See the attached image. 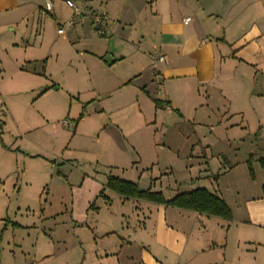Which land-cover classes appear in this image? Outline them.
Instances as JSON below:
<instances>
[{
	"label": "rangeland",
	"instance_id": "1",
	"mask_svg": "<svg viewBox=\"0 0 264 264\" xmlns=\"http://www.w3.org/2000/svg\"><path fill=\"white\" fill-rule=\"evenodd\" d=\"M29 1L44 6L43 0ZM73 1L81 17L90 16L84 14L89 7L105 4V0ZM39 8V14L27 12L28 19L14 30L15 25L0 28V264H115L101 255L112 244L99 237L107 226L119 229L107 223L112 217L107 210L136 211L137 206L147 215L160 205L134 199L122 206L118 193L110 189L105 194L114 196L111 202L96 197L109 175L138 182L142 189L151 186L168 199L196 187L218 186L224 193L227 190L226 199L235 210L239 200L230 189L262 188L261 161L247 162L253 134L225 129L240 122V116L225 115L223 103L209 99L205 103L192 95L174 96L173 101L159 95L140 104L133 87L99 99L96 91L101 86L89 82L84 61L75 55L81 48L72 43L78 40L68 24L72 9L66 0H55V9L49 12ZM57 20L65 26L62 35ZM127 32L125 23L115 36L109 32L104 37H114L119 44ZM41 52L48 58L27 61L28 55ZM158 56L154 54L155 59ZM117 121L130 130L128 143L116 137ZM123 150H128L129 160L122 156ZM206 162L211 174L220 166L237 168L220 175V180L205 177L200 182L195 177L203 166L198 163ZM85 175L95 178L74 192L72 185H80ZM91 203L94 207L89 208ZM73 212L78 219L88 212V221L76 219ZM153 213L147 218L130 216L137 241L153 235ZM139 245H132L133 250Z\"/></svg>",
	"mask_w": 264,
	"mask_h": 264
},
{
	"label": "crops",
	"instance_id": "2",
	"mask_svg": "<svg viewBox=\"0 0 264 264\" xmlns=\"http://www.w3.org/2000/svg\"><path fill=\"white\" fill-rule=\"evenodd\" d=\"M43 1L44 6L32 5L29 0H0V28L5 24L15 25L14 30L28 19L27 12L39 14V7L46 10ZM93 11L106 13L105 34L97 31L90 17ZM85 12L90 16L80 15L72 24V9L68 24L74 27V37L78 40L72 43L81 48L75 55L84 61L89 82L101 86L96 91L99 99L120 88L133 87V97L140 104L151 97L160 98L159 95L170 101L174 96L192 95L205 103L208 99L223 103L225 115L242 119L229 123L226 131L253 134L247 162L260 160L261 170L264 168V0H105L104 5L91 6ZM186 18H189L187 22ZM88 23L92 27H87ZM125 23L129 32L119 44L114 37H104L109 32L115 36ZM57 24L58 32L64 30L60 35L64 34L63 22L57 20ZM155 53H159L156 59ZM45 54L28 55L27 61H40ZM161 56H166V61H160ZM130 57L133 60L128 61ZM48 63L45 61V65ZM46 116L50 119L49 114ZM85 119L80 120L76 132ZM117 122L116 137L128 143L130 130ZM122 156L129 160L128 150H123ZM208 164L198 163L203 166L195 177L200 182L205 177L220 180V175L237 168L235 164L220 166L216 174H211L207 172ZM88 178L95 177L85 175L80 185H72L74 192ZM106 181L101 182L95 194L101 197L103 191L105 199L111 202L114 196L105 194ZM157 183L156 180L154 184ZM204 188L228 203L231 218L159 204L158 210H154L153 235H144L143 240L137 241L131 234L130 216L143 214L147 218L154 216V211L148 210L146 215L145 208L137 206L136 211L107 210L112 214L107 223L116 224L119 229L107 226L99 237L112 244V249L107 248L101 255L115 264H264V183L261 189L252 185L228 189L239 200L235 203L239 204V210L226 199L227 190L224 193L218 186ZM134 199L118 196L122 206ZM88 216L87 212L80 219L74 217L86 223ZM148 222L145 219L146 231ZM132 245H139L140 249L133 250Z\"/></svg>",
	"mask_w": 264,
	"mask_h": 264
},
{
	"label": "trees",
	"instance_id": "3",
	"mask_svg": "<svg viewBox=\"0 0 264 264\" xmlns=\"http://www.w3.org/2000/svg\"><path fill=\"white\" fill-rule=\"evenodd\" d=\"M250 169L252 170L251 167ZM105 188L118 193L124 198L152 201L166 206L197 211L206 215L225 218L232 217V209L228 203L222 197L204 187H198L188 192H181L173 198L167 199L163 191H153L152 188L142 189L138 182L109 175ZM100 196L105 197L103 191L100 192ZM91 207H94V203Z\"/></svg>",
	"mask_w": 264,
	"mask_h": 264
},
{
	"label": "built area",
	"instance_id": "4",
	"mask_svg": "<svg viewBox=\"0 0 264 264\" xmlns=\"http://www.w3.org/2000/svg\"><path fill=\"white\" fill-rule=\"evenodd\" d=\"M66 4L71 7L74 10V15L71 19V23H75L76 20L80 16V11L78 6L75 4L73 0H66ZM45 9L49 12L54 9V0H45ZM106 13L105 12H91V18L93 20V23L95 24L97 30L100 34H105L107 30V24H106ZM189 18H186L185 21L187 22ZM63 29H60L59 32L63 33ZM160 61H166V56H161Z\"/></svg>",
	"mask_w": 264,
	"mask_h": 264
}]
</instances>
